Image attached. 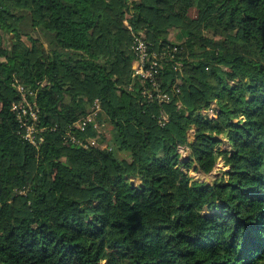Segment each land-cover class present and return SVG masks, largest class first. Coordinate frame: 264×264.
Masks as SVG:
<instances>
[{
  "label": "trees",
  "instance_id": "16d2710c",
  "mask_svg": "<svg viewBox=\"0 0 264 264\" xmlns=\"http://www.w3.org/2000/svg\"><path fill=\"white\" fill-rule=\"evenodd\" d=\"M136 33L177 47L169 103L132 76ZM15 81L36 91L37 145ZM0 264H264V0H0Z\"/></svg>",
  "mask_w": 264,
  "mask_h": 264
},
{
  "label": "built area",
  "instance_id": "2783aa9c",
  "mask_svg": "<svg viewBox=\"0 0 264 264\" xmlns=\"http://www.w3.org/2000/svg\"><path fill=\"white\" fill-rule=\"evenodd\" d=\"M131 50L134 54V61L132 63V76L141 77L148 85H145L141 90L142 97L148 101H157L159 103H169L173 98V92L163 88L161 82L157 78L160 60L164 56H168L173 59L175 52L177 51L176 46H167L162 48L160 51L152 50L149 44L143 39L140 33L132 35ZM175 69H180V62L174 61ZM14 87L18 93V99L12 102L11 109L17 120L19 130L18 133L21 137L28 142L37 145L39 138V132L42 127L38 124L39 108L36 104L35 96L36 91L28 88L27 86L14 82ZM175 91L177 89L175 88ZM101 111V105L98 99H95L91 106L90 112L87 116L80 117L77 121L72 124V127L78 128L84 131L88 125V122L94 120L95 116ZM214 116L215 112L213 109L210 110ZM168 121L167 114L161 112L158 123L164 125ZM94 122V121H93ZM94 125H97L94 122ZM100 130V129H99ZM71 139L75 142L86 146L81 138H77L74 134H71ZM90 143H94L95 139H87ZM186 150V151H185ZM181 158H186L188 155L187 147L180 146L179 148Z\"/></svg>",
  "mask_w": 264,
  "mask_h": 264
},
{
  "label": "rangeland",
  "instance_id": "374dc122",
  "mask_svg": "<svg viewBox=\"0 0 264 264\" xmlns=\"http://www.w3.org/2000/svg\"><path fill=\"white\" fill-rule=\"evenodd\" d=\"M13 37L14 36L12 34H3L2 43L8 47L11 44L10 40H12ZM170 38H171V40H173L175 42L180 41V38H178V32H176V30L171 31ZM108 130H109V126H108ZM192 137H193V134H192V131H190L189 132V138L192 139ZM98 140L100 142L103 141V139H101V137L100 138L98 137ZM104 145H105L104 142H101V146H104ZM226 148H230V147L226 146ZM187 150H188V148H187ZM221 166H222V162H221V160H219L217 162L216 166L214 167V169L209 174L200 173L198 171H195L193 168L189 169V174L191 176H193L194 178H199L201 180L209 181V180H212L216 175L221 174V172H220ZM225 178H226V175H225ZM135 183L137 184L138 180H136ZM204 212L209 213V212H211V209L207 210V208L205 207Z\"/></svg>",
  "mask_w": 264,
  "mask_h": 264
},
{
  "label": "water",
  "instance_id": "95a60500",
  "mask_svg": "<svg viewBox=\"0 0 264 264\" xmlns=\"http://www.w3.org/2000/svg\"><path fill=\"white\" fill-rule=\"evenodd\" d=\"M131 184H135V181L133 179H131Z\"/></svg>",
  "mask_w": 264,
  "mask_h": 264
}]
</instances>
